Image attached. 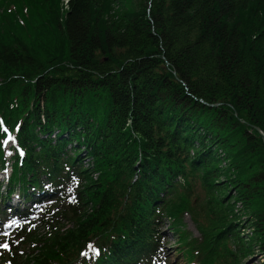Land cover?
Instances as JSON below:
<instances>
[{
	"label": "trees",
	"instance_id": "obj_1",
	"mask_svg": "<svg viewBox=\"0 0 264 264\" xmlns=\"http://www.w3.org/2000/svg\"><path fill=\"white\" fill-rule=\"evenodd\" d=\"M130 1L0 0L9 264H164L167 220L189 264L264 256V0Z\"/></svg>",
	"mask_w": 264,
	"mask_h": 264
},
{
	"label": "rangeland",
	"instance_id": "obj_2",
	"mask_svg": "<svg viewBox=\"0 0 264 264\" xmlns=\"http://www.w3.org/2000/svg\"><path fill=\"white\" fill-rule=\"evenodd\" d=\"M6 1V0H5ZM66 2L67 0H60V5L64 8H66ZM9 3V1L7 2ZM131 4L130 0H119L117 9H120L121 6L124 8H127ZM11 142L5 143L6 152L9 153V145ZM9 171V168H8ZM6 172V171H5ZM4 177L5 173H2L0 175ZM3 190V191H2ZM5 188L1 184L0 191L4 192ZM178 192L174 195L170 196V201H177L178 196L183 195L184 190H177ZM197 197V199H195ZM204 201L203 192L202 190L196 186L193 188L189 193L188 196V208L184 210L181 217L179 218V222L177 223L181 225L180 228H185L186 231L189 232L190 236L192 238H199V232L196 227V222L199 219L201 222L206 223L207 217L206 212L204 211V208L202 207L201 203ZM8 207L0 206V264H9L6 259L3 260V256H1V249L8 248V244L6 243V237H11L14 234V231L17 227L15 225L17 224L15 216L18 214L13 209L18 208L19 210L22 208V202L19 200V198L16 197V194L12 196V199H10L8 202H6ZM51 204V203H49ZM8 209V210H5ZM39 209H37L36 214L31 216V222L35 224L34 229H36V232L38 234L44 233L46 230V227L41 224V218L40 214H37L39 212ZM2 211V212H1ZM13 216V217H12ZM6 222L2 225L3 222ZM169 221H165V226L162 229L164 232V250H163V261L164 264H189L183 257L184 255L178 250V240L177 235L173 233L172 228H168ZM2 225V226H1ZM4 245H7V247H4ZM23 248L21 247L20 252H22ZM183 255V256H182ZM264 259V256L260 254H255L251 258L247 260L248 264H262V260Z\"/></svg>",
	"mask_w": 264,
	"mask_h": 264
},
{
	"label": "water",
	"instance_id": "obj_3",
	"mask_svg": "<svg viewBox=\"0 0 264 264\" xmlns=\"http://www.w3.org/2000/svg\"><path fill=\"white\" fill-rule=\"evenodd\" d=\"M255 128L258 129L256 126H255ZM260 133L262 134V137L264 138V134L261 130H260Z\"/></svg>",
	"mask_w": 264,
	"mask_h": 264
},
{
	"label": "snow or ice",
	"instance_id": "obj_4",
	"mask_svg": "<svg viewBox=\"0 0 264 264\" xmlns=\"http://www.w3.org/2000/svg\"><path fill=\"white\" fill-rule=\"evenodd\" d=\"M4 247H7V245H4ZM89 247H91V245H89Z\"/></svg>",
	"mask_w": 264,
	"mask_h": 264
}]
</instances>
